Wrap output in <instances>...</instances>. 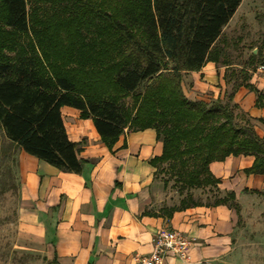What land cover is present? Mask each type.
Returning <instances> with one entry per match:
<instances>
[{"label":"trees","instance_id":"1","mask_svg":"<svg viewBox=\"0 0 264 264\" xmlns=\"http://www.w3.org/2000/svg\"><path fill=\"white\" fill-rule=\"evenodd\" d=\"M241 2L0 0V159L11 163L7 172L21 150L82 172V147L70 138L62 112L72 106L93 120L110 150L126 128L156 131L163 150L150 163L181 196L169 214L204 203L239 213L234 191L206 202L194 191L217 189L210 164L231 155L254 156L244 173L264 174V136L235 101L244 85L264 107V93L250 81L264 60V32L257 52L251 45L235 62L223 35ZM208 61L227 66L224 93L191 99L184 72Z\"/></svg>","mask_w":264,"mask_h":264},{"label":"crops","instance_id":"2","mask_svg":"<svg viewBox=\"0 0 264 264\" xmlns=\"http://www.w3.org/2000/svg\"><path fill=\"white\" fill-rule=\"evenodd\" d=\"M263 32L264 0H242L223 29L231 60L235 62L240 52L244 56L257 52L255 44ZM261 65L264 60L252 70L250 81L264 93ZM226 67L208 61L199 70L185 71V94L207 101L222 96ZM256 99L257 93L244 85L235 94V101L264 136V107L257 106ZM65 110L68 134L82 147L81 173L62 171L23 150L18 154L24 200L20 220L27 233L41 238L49 250L53 247L49 260L138 264L136 257L149 255L157 232L168 227L194 242L190 261L167 254L164 264H264V174L243 171L253 164L254 156L231 155L210 164L220 179L213 193L221 197L234 191L239 213L225 204L204 203L169 214L181 196L171 194L150 163L163 150L156 131L126 128L110 150L91 118H81L79 110Z\"/></svg>","mask_w":264,"mask_h":264},{"label":"rangeland","instance_id":"3","mask_svg":"<svg viewBox=\"0 0 264 264\" xmlns=\"http://www.w3.org/2000/svg\"><path fill=\"white\" fill-rule=\"evenodd\" d=\"M65 109L78 110L72 106H63V114H67ZM17 159L11 174L7 172L11 164L9 160L0 159V264H55L48 259L49 256L52 257L53 247L49 250L47 243L27 233L21 223L19 210L24 205V200L20 189L22 182L19 155ZM160 178L163 179V176L161 175ZM12 183L16 187L13 188ZM172 183L173 180L168 184L169 191L179 198L180 194ZM214 191L216 190L205 188L197 189L194 193L197 196L201 195L202 199L206 197L213 199L217 195L213 193Z\"/></svg>","mask_w":264,"mask_h":264},{"label":"built area","instance_id":"4","mask_svg":"<svg viewBox=\"0 0 264 264\" xmlns=\"http://www.w3.org/2000/svg\"><path fill=\"white\" fill-rule=\"evenodd\" d=\"M260 67L264 68V65ZM193 242L194 239L185 233L164 227L155 236L152 252L145 256L138 255L136 261L138 264H164L167 254L175 255L184 261H190V248Z\"/></svg>","mask_w":264,"mask_h":264}]
</instances>
